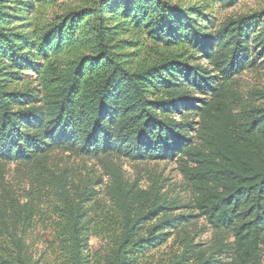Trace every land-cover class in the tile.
Here are the masks:
<instances>
[{
  "label": "trees",
  "instance_id": "trees-1",
  "mask_svg": "<svg viewBox=\"0 0 264 264\" xmlns=\"http://www.w3.org/2000/svg\"><path fill=\"white\" fill-rule=\"evenodd\" d=\"M239 1L0 0V264H151L193 217L182 208L218 240L196 250L186 235L163 264H264V94L235 83L264 70V10L217 19ZM59 154L178 162L192 199L115 175L100 224ZM9 166L34 179L26 197L3 183ZM91 236L104 255L90 257Z\"/></svg>",
  "mask_w": 264,
  "mask_h": 264
},
{
  "label": "rangeland",
  "instance_id": "rangeland-1",
  "mask_svg": "<svg viewBox=\"0 0 264 264\" xmlns=\"http://www.w3.org/2000/svg\"><path fill=\"white\" fill-rule=\"evenodd\" d=\"M261 10H264V0H242L229 9L220 11L217 14V19L237 17ZM235 83L242 95L248 97L252 93L254 98L259 99L264 94V70L245 71L235 79ZM54 162L57 167L55 172H62L68 176L72 188L93 190L95 193L93 203H96L93 206L96 214L95 219L100 224L102 219L97 217L99 212L95 208L98 204L103 211H110L109 187L115 175L123 180L127 188L133 186L135 190H154L168 201H178L177 205L186 204L192 199L189 186L183 178L178 162L175 161L138 163L116 158L91 159L59 154L55 157ZM6 170L5 181L3 182L6 188L11 189L16 194H21L22 197H26L27 191L34 189V179L31 176L26 173L20 175V171H17L15 166H9ZM40 194L44 195L41 192ZM43 208L39 210L45 212L46 209ZM171 214L192 215L193 217L189 219L188 224H185L184 232L177 233L173 230L166 243L153 250L151 264H163L175 254H179L186 235L193 239V243L197 245L196 250L211 247L218 240V233L209 228L206 221L202 217H198L197 212L191 211L189 208H182L175 209ZM34 224L36 227L35 235L38 236L35 248L39 253H47L45 239L50 232L47 229L49 224H45L41 217L36 219ZM102 227L103 225L98 226V233ZM223 236L228 240L225 241L226 243L231 242L230 237ZM88 250L90 257L102 256L105 254L106 242L102 237L91 236L88 240Z\"/></svg>",
  "mask_w": 264,
  "mask_h": 264
}]
</instances>
